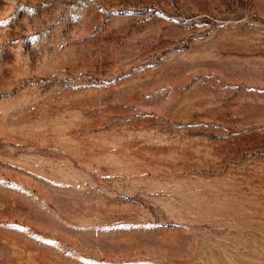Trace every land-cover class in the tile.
Listing matches in <instances>:
<instances>
[{
	"label": "rangeland",
	"instance_id": "1",
	"mask_svg": "<svg viewBox=\"0 0 264 264\" xmlns=\"http://www.w3.org/2000/svg\"><path fill=\"white\" fill-rule=\"evenodd\" d=\"M0 264H264V0H0Z\"/></svg>",
	"mask_w": 264,
	"mask_h": 264
}]
</instances>
